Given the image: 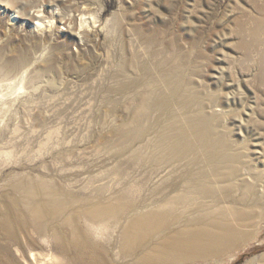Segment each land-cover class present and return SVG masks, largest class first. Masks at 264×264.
I'll return each mask as SVG.
<instances>
[{"label":"rangeland","instance_id":"rangeland-1","mask_svg":"<svg viewBox=\"0 0 264 264\" xmlns=\"http://www.w3.org/2000/svg\"><path fill=\"white\" fill-rule=\"evenodd\" d=\"M263 16L264 0H0V221L12 186L39 176L149 203L157 181L150 147L133 159L139 145L121 152L124 136L157 122L179 127L189 110L205 113L213 134L238 153L240 178L214 187L248 216L244 234L213 249L214 261L191 264H264V30L252 36ZM173 92L175 117L140 108ZM209 199L200 205L213 209ZM11 212L17 231L26 220L20 207ZM101 232L106 240L112 231ZM4 245L0 227V264ZM30 253L51 260L38 264H61L48 247H10L14 264H37Z\"/></svg>","mask_w":264,"mask_h":264},{"label":"bare ground","instance_id":"bare-ground-1","mask_svg":"<svg viewBox=\"0 0 264 264\" xmlns=\"http://www.w3.org/2000/svg\"><path fill=\"white\" fill-rule=\"evenodd\" d=\"M34 17L38 19V15ZM43 24L40 19L36 22L37 26ZM261 30H264V16L252 33L254 39ZM174 95L173 92L150 100L148 107L143 104L140 108L144 114L150 111L175 117L177 114L168 108ZM2 105L0 102V108ZM181 106L186 110V105ZM180 117L179 127L165 129L163 122H157L154 129L151 126L142 132L143 127H138L124 136L126 144L121 152L131 144L139 145L132 151L137 154L133 159L141 158L150 147L147 164L156 170L151 178L157 181L149 203H125L122 197L109 199L105 195L109 194L102 192L99 186L89 194L84 193L86 188L75 191L72 182L56 184L55 179L42 176L15 183L6 194V216L0 221L6 239L3 246L6 264H14L11 245L28 252L48 247L61 264H119L118 258L129 259L132 264L214 261L213 249L215 252L222 249L228 239L230 244L234 243L236 235L244 234L240 227H248L245 210L238 208L236 202L224 204L223 190L214 187L226 185L230 177L240 178L241 171L236 164L239 155L230 152L225 141L213 134L205 113L198 116L186 110ZM150 123L154 124V121ZM134 131L137 133L131 136ZM148 132L151 136L145 138ZM162 136L167 144L162 143ZM161 189L165 190L162 196L153 197ZM75 193L78 196L73 195ZM96 193L100 195L95 196ZM20 194L23 196L18 197ZM207 198L215 204L213 209L200 205V201ZM258 200L259 197H255L252 202ZM13 206L17 211L21 208L26 220L17 222L21 225L17 231L8 219ZM77 220L111 227H80ZM26 222L33 226L32 235L25 233ZM107 228L112 232L105 240L101 230ZM108 243L113 244L117 254L105 247ZM41 255L32 253L31 258L37 264L51 261L46 260L48 257L42 261Z\"/></svg>","mask_w":264,"mask_h":264}]
</instances>
